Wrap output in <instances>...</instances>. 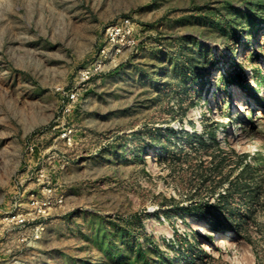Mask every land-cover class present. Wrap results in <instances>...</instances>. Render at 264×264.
<instances>
[{
    "label": "rangeland",
    "instance_id": "rangeland-1",
    "mask_svg": "<svg viewBox=\"0 0 264 264\" xmlns=\"http://www.w3.org/2000/svg\"><path fill=\"white\" fill-rule=\"evenodd\" d=\"M0 264H264V0H0Z\"/></svg>",
    "mask_w": 264,
    "mask_h": 264
},
{
    "label": "bare ground",
    "instance_id": "bare-ground-1",
    "mask_svg": "<svg viewBox=\"0 0 264 264\" xmlns=\"http://www.w3.org/2000/svg\"><path fill=\"white\" fill-rule=\"evenodd\" d=\"M244 98H243V96L242 95H239L238 96V98H237V102H236V105H237V111H240V110H243L244 108H243V104H244ZM212 249V247L211 248H208L207 247V251H210Z\"/></svg>",
    "mask_w": 264,
    "mask_h": 264
},
{
    "label": "built area",
    "instance_id": "built-area-1",
    "mask_svg": "<svg viewBox=\"0 0 264 264\" xmlns=\"http://www.w3.org/2000/svg\"><path fill=\"white\" fill-rule=\"evenodd\" d=\"M109 34H111V31L109 32ZM82 74L85 75L86 74V71H84Z\"/></svg>",
    "mask_w": 264,
    "mask_h": 264
}]
</instances>
